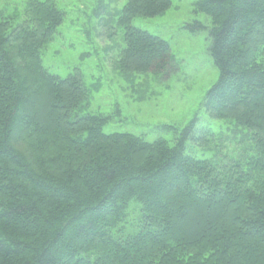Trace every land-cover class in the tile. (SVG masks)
Here are the masks:
<instances>
[{"label":"trees","instance_id":"16d2710c","mask_svg":"<svg viewBox=\"0 0 264 264\" xmlns=\"http://www.w3.org/2000/svg\"><path fill=\"white\" fill-rule=\"evenodd\" d=\"M194 6L219 71L204 107L224 132L197 136L195 119L152 142L105 134L114 115L76 114L82 76L43 62L66 18L54 0H27L13 29L0 14V264H264V0ZM171 7L127 0L118 13L116 69L133 89L178 67L167 41L133 25ZM197 142L216 155L190 153Z\"/></svg>","mask_w":264,"mask_h":264},{"label":"rangeland","instance_id":"374dc122","mask_svg":"<svg viewBox=\"0 0 264 264\" xmlns=\"http://www.w3.org/2000/svg\"><path fill=\"white\" fill-rule=\"evenodd\" d=\"M26 1L0 0V14L12 19L11 29L23 23ZM54 1L66 18L43 49V62L50 72L63 78L77 73L82 76L90 98L76 114L114 115L103 127L105 134L128 133L150 142L160 138L172 141V128L186 129L195 119L197 136L210 129L223 134L224 125L210 119L204 107L219 71L209 53L211 19L195 13L194 5L199 0H172L165 15L134 20L135 27L167 41L178 63L176 70L163 77H138L134 89L116 69L124 48L118 13L127 0ZM193 22H201L206 29L192 33L186 25ZM217 145L222 149L224 143ZM205 146L197 142L189 152L201 159L214 157L216 144L211 150ZM227 147L229 151L235 149L233 144Z\"/></svg>","mask_w":264,"mask_h":264}]
</instances>
